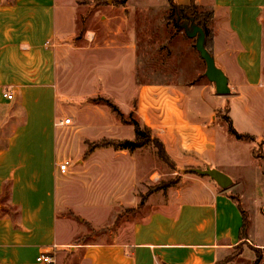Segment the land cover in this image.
I'll use <instances>...</instances> for the list:
<instances>
[{
    "label": "crops",
    "instance_id": "1",
    "mask_svg": "<svg viewBox=\"0 0 264 264\" xmlns=\"http://www.w3.org/2000/svg\"><path fill=\"white\" fill-rule=\"evenodd\" d=\"M193 1L214 13V58L231 95H217L212 83L137 84L133 62L135 113L173 163L192 172L154 195L150 210L126 230L98 242L75 240L79 234L59 217L58 165L71 146L60 148L58 137L67 113L57 89L58 0H0V264H46L37 261L43 254L50 264H218L244 239L264 247V228L256 240L243 234L246 208L234 192L236 175L229 174L230 157L220 142L221 136L234 138L218 116L225 111L237 132L264 149V0H175L181 7ZM106 20L121 23L117 34L125 25L129 42L118 50L135 54L130 19ZM132 163L130 178L139 183L145 174L137 171L139 159ZM209 170L227 175L231 186L222 187Z\"/></svg>",
    "mask_w": 264,
    "mask_h": 264
},
{
    "label": "rangeland",
    "instance_id": "2",
    "mask_svg": "<svg viewBox=\"0 0 264 264\" xmlns=\"http://www.w3.org/2000/svg\"><path fill=\"white\" fill-rule=\"evenodd\" d=\"M120 1L58 0L54 43L58 50L57 89L59 104L67 110L62 118L71 119L58 136L60 148L71 146V153L67 152L64 159L70 161L69 171L60 179L59 217H66L72 233L79 234L75 240L109 242L112 233L126 230L127 223L150 210L154 195L167 192L180 182L183 173L192 172L179 169L164 156L155 142L160 139L143 126L135 113L137 85L129 72L133 62L137 84L210 83L195 40L189 39L181 27L187 20L169 18L170 0ZM106 17H125L134 24L135 54L118 50L128 45V32L124 25L117 34V24L121 23L107 22ZM76 113L88 118L81 120ZM224 113L221 111L219 116L222 118ZM135 123L143 132L140 136L135 134ZM220 139L231 159L226 158L225 163L229 174L236 175L234 192L246 208L244 236L252 233L256 240L258 231L264 228L263 146L250 140ZM124 140L141 146L125 152L112 146H93ZM133 159H139L137 171L145 174L139 183L130 178ZM260 236L264 238V231ZM254 244L244 239L219 264H264V247Z\"/></svg>",
    "mask_w": 264,
    "mask_h": 264
},
{
    "label": "trees",
    "instance_id": "3",
    "mask_svg": "<svg viewBox=\"0 0 264 264\" xmlns=\"http://www.w3.org/2000/svg\"><path fill=\"white\" fill-rule=\"evenodd\" d=\"M125 3H126V0L120 1V4H125ZM170 7H171V14L169 18L174 17L177 19L178 17H180L181 20L194 19L195 23H197L204 30L205 35H206V48L210 52V54L214 57V50H213L214 38H213V33L209 28V25L214 18L213 11L207 10V9H201L199 6L195 4L194 1L189 6L181 7L176 4L175 0H170ZM108 105H109L108 107L112 109L114 108V106L109 102H108ZM220 119L226 123L227 132L231 136H233L234 139L238 141H244V140L255 141V139L252 136L237 132V130L233 127L232 121L227 116L226 112L223 114L222 118L220 117ZM134 130L137 136H140L143 134L141 127L137 123L134 124ZM155 142L161 146L164 156L167 157V159H169V156L167 155L163 144L158 139H155ZM93 146H103V147L112 146L115 149L134 151L136 148H139L141 145L135 141L124 140V141H105V142H102L100 144L93 145ZM242 215H243V220H244V223H243V234H244L246 224H247V218L244 212H242Z\"/></svg>",
    "mask_w": 264,
    "mask_h": 264
},
{
    "label": "water",
    "instance_id": "4",
    "mask_svg": "<svg viewBox=\"0 0 264 264\" xmlns=\"http://www.w3.org/2000/svg\"><path fill=\"white\" fill-rule=\"evenodd\" d=\"M184 29L185 35L189 39L195 40V48L199 53L200 58L205 62L206 79L215 87L216 94L219 96H228L231 94L229 79L227 75L217 67L215 58L206 48V35L204 30L195 23L194 19L187 20L181 26ZM208 176L217 181L222 187L229 188L232 184L231 179L217 170H209L206 173Z\"/></svg>",
    "mask_w": 264,
    "mask_h": 264
},
{
    "label": "built area",
    "instance_id": "5",
    "mask_svg": "<svg viewBox=\"0 0 264 264\" xmlns=\"http://www.w3.org/2000/svg\"><path fill=\"white\" fill-rule=\"evenodd\" d=\"M7 98L8 99H12V95L10 94H7ZM69 124H71V119L70 118H64L62 120H60L58 122V125H61V126H68ZM69 166H70V161L68 160H64L62 161L59 165H58V168H59V172L63 175H65L68 171H69ZM38 262H42V263H46V264H50L52 263V259L49 255H46V254H43L41 255L38 259H37Z\"/></svg>",
    "mask_w": 264,
    "mask_h": 264
}]
</instances>
